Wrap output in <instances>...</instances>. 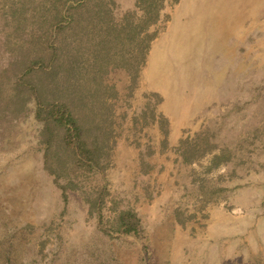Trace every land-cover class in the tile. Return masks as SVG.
<instances>
[{"label":"rangeland","instance_id":"374dc122","mask_svg":"<svg viewBox=\"0 0 264 264\" xmlns=\"http://www.w3.org/2000/svg\"><path fill=\"white\" fill-rule=\"evenodd\" d=\"M166 2L136 84L128 40L95 66L27 72L52 21L0 13V264H264V0ZM35 89L77 101L98 166L75 165L62 130L43 135ZM198 132L231 161L184 162L176 147ZM122 209L144 239L115 230Z\"/></svg>","mask_w":264,"mask_h":264},{"label":"trees","instance_id":"16d2710c","mask_svg":"<svg viewBox=\"0 0 264 264\" xmlns=\"http://www.w3.org/2000/svg\"><path fill=\"white\" fill-rule=\"evenodd\" d=\"M111 5H114V0H0V13L14 17L19 11L23 13L32 7L33 10L41 11L42 19L45 17L52 21L47 54L33 59L26 69L27 72L38 66L48 67L49 63L56 70H68L69 66L64 65L68 63L69 57L73 62L70 67L73 72L76 67L78 68L82 63L84 65L88 60L95 66L91 59H98L93 57V53L97 55L102 53L106 56L109 44H115V47L122 46L124 41L128 40L130 48L124 57L131 66V82L136 84L151 43L158 35L155 26L161 21L167 2L166 0H134L133 7L123 12L120 17L114 16ZM22 19H27V16ZM33 43L35 46L41 44ZM34 94L37 97L35 115L37 119L43 121V135L48 133L52 137L55 128L62 130L61 140L72 152L75 165L88 169L98 166L99 154L96 141L95 138L90 139V127L86 126L90 122H86L84 116L86 114L76 112L79 106L77 101L74 98L67 100L66 95L60 94L56 96L55 101H43L38 96L37 89L34 90ZM90 101V99L84 101V106H87L89 112L93 107ZM150 114L154 118L152 109ZM159 121L163 127L162 122L165 120ZM164 133H167L165 128ZM260 133H264V128H257L255 137ZM215 147V144L209 142L207 134L202 135L198 132L192 140L181 139L176 150L183 161L188 163L212 153L209 168L231 161V154L235 148H219L217 153H213ZM51 171L56 172L54 169ZM232 171L234 173V170ZM58 185L62 189L63 199L66 200L67 186ZM115 230L141 240L145 237L140 217L132 209H122L118 212ZM143 249L146 250L144 244Z\"/></svg>","mask_w":264,"mask_h":264}]
</instances>
